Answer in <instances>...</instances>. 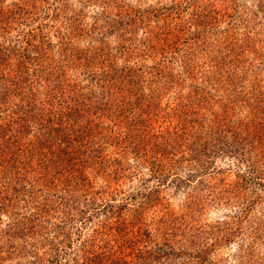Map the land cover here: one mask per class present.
<instances>
[{"label":"rangeland","instance_id":"374dc122","mask_svg":"<svg viewBox=\"0 0 264 264\" xmlns=\"http://www.w3.org/2000/svg\"><path fill=\"white\" fill-rule=\"evenodd\" d=\"M88 251L264 264V0H0V264Z\"/></svg>","mask_w":264,"mask_h":264},{"label":"trees","instance_id":"16d2710c","mask_svg":"<svg viewBox=\"0 0 264 264\" xmlns=\"http://www.w3.org/2000/svg\"><path fill=\"white\" fill-rule=\"evenodd\" d=\"M66 140H68V142L70 141L71 145H74L72 144V140L69 137H67ZM105 255L106 253L98 254L95 251H88L86 252V256L84 257L83 264H131L124 259L110 262L108 256Z\"/></svg>","mask_w":264,"mask_h":264}]
</instances>
